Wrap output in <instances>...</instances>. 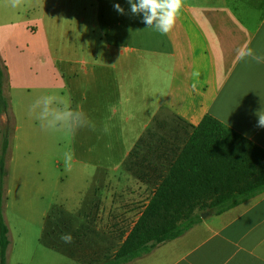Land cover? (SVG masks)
Masks as SVG:
<instances>
[{"label":"crops","instance_id":"obj_1","mask_svg":"<svg viewBox=\"0 0 264 264\" xmlns=\"http://www.w3.org/2000/svg\"><path fill=\"white\" fill-rule=\"evenodd\" d=\"M91 7L92 17L83 10L77 24L83 30L92 20L93 44L80 48L93 55L66 62L65 74L50 47L45 1L12 8L0 0V60L13 124L8 264L110 260L206 115L264 151V128L257 127L264 113V0H184L167 35L146 28L126 0H93ZM242 47L253 55L241 59ZM45 96L53 99L41 118ZM65 152L74 153L71 170ZM232 161L216 167L189 160L188 195L241 197L245 176ZM54 209L87 230L72 240L76 251L54 241ZM101 211L103 220L91 225V214ZM214 212L195 210L204 215L200 223L157 246V264H264V193Z\"/></svg>","mask_w":264,"mask_h":264},{"label":"trees","instance_id":"obj_2","mask_svg":"<svg viewBox=\"0 0 264 264\" xmlns=\"http://www.w3.org/2000/svg\"><path fill=\"white\" fill-rule=\"evenodd\" d=\"M6 83L5 67L0 60V116L5 117V123L0 128V264H8L10 248L9 229L4 218V209L7 199L10 136L13 124L10 106L4 95ZM232 146L239 149H233ZM233 153H239L238 158ZM228 158L233 159L232 169L235 170L236 161L239 168L240 163L243 168L245 184L244 190L239 193L241 197L218 199L194 198L188 195L189 160L208 159L211 164L218 167ZM262 193H264V151L206 115L193 129L178 160L155 190L117 252L103 264L130 263L148 255L157 246L181 237L200 223L204 216L195 213V210L215 209L216 212L212 214L218 216L236 204ZM53 215L62 217L57 210Z\"/></svg>","mask_w":264,"mask_h":264},{"label":"rangeland","instance_id":"obj_3","mask_svg":"<svg viewBox=\"0 0 264 264\" xmlns=\"http://www.w3.org/2000/svg\"><path fill=\"white\" fill-rule=\"evenodd\" d=\"M46 3V15L45 25L50 42L52 54L60 68L62 73H65L66 62H72L77 59H90L93 55V50L90 47L89 50H82L80 46L93 44V35L89 33L92 20H89V24L86 20L85 27L80 30L79 24H77L78 16L86 10L92 15V1L93 0H44ZM85 11V12H86ZM92 17V16H91ZM81 32V33H80ZM78 34H81L78 36ZM65 64H64V62ZM66 74V73H65ZM67 76V75H66ZM2 125V124H1ZM123 189V187H117ZM124 201L123 199H120ZM118 201V200H117ZM99 206L103 208L106 206L105 202H99ZM97 205V206H98ZM103 220L104 212L100 214H91V225L94 221H99V218ZM54 241L63 249H73L76 251L75 245L64 243L60 237L62 234H71L73 239L77 243V239L82 237L86 232L82 226H71L72 224L62 217H54ZM88 220V219H87ZM88 232H94V228L88 226ZM87 228V229H88ZM87 231V230H86ZM101 231H99L100 236ZM106 241V240H105ZM143 264H157L158 254L157 251H152L144 258H140Z\"/></svg>","mask_w":264,"mask_h":264},{"label":"clouds","instance_id":"obj_4","mask_svg":"<svg viewBox=\"0 0 264 264\" xmlns=\"http://www.w3.org/2000/svg\"><path fill=\"white\" fill-rule=\"evenodd\" d=\"M126 2L132 15H142L141 22L145 24L146 28H155L161 35H167L172 31L184 5V0H126ZM8 3L12 8H19L24 5L25 0H8ZM113 9L120 15L125 14V9L119 3H114ZM238 54L243 59L245 56H252L253 52L250 48L242 47ZM256 59L257 63L261 62L260 58ZM43 99L45 107L41 118H44L47 113V105L53 97L45 96ZM39 105L40 100H36L34 104L30 105L29 114L31 115ZM65 115L71 116L72 114L66 113ZM41 127L43 128V125ZM257 127L264 128V113L258 115ZM63 157L65 169L71 170L74 153L65 152ZM60 239L66 244H71L73 237L71 234L65 233L61 235Z\"/></svg>","mask_w":264,"mask_h":264}]
</instances>
